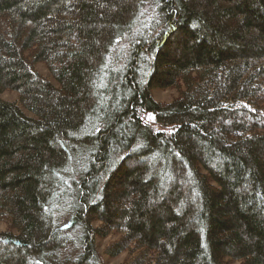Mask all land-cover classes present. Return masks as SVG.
Segmentation results:
<instances>
[{"label":"trees","instance_id":"16d2710c","mask_svg":"<svg viewBox=\"0 0 264 264\" xmlns=\"http://www.w3.org/2000/svg\"><path fill=\"white\" fill-rule=\"evenodd\" d=\"M62 210L77 264H264V0H0V264Z\"/></svg>","mask_w":264,"mask_h":264},{"label":"rangeland","instance_id":"374dc122","mask_svg":"<svg viewBox=\"0 0 264 264\" xmlns=\"http://www.w3.org/2000/svg\"><path fill=\"white\" fill-rule=\"evenodd\" d=\"M36 68L39 69V71L42 72L43 74L47 75V72L42 63L36 64ZM151 95L157 101L168 102L177 95V90L176 89L153 88L151 90ZM1 97L9 101H16L17 93L7 90L1 93ZM149 116H151L152 119H149ZM140 117L145 122L150 124L153 128L164 129V127L159 126L157 122L155 121V116L153 112L148 111V110H141ZM57 215H58L57 217L58 227H60L61 231L65 233L68 239H67V243L65 244V246L56 253L57 254L56 262L54 264H77L75 263V260L77 259V256L80 254L82 250V247H81L82 246L81 244L82 230H81L80 224L72 223L71 215L68 213V211H65V210L59 211ZM6 228H7V225L4 222L0 221V231L5 230ZM115 238L116 236L114 235H110V236L102 237V238L95 237L94 239L95 247H94L93 253H91L90 256L87 257L86 260L81 264H118L120 263L123 257L125 256V253H121L120 255L116 257H110L104 253L106 244Z\"/></svg>","mask_w":264,"mask_h":264},{"label":"snow or ice","instance_id":"6c2138e0","mask_svg":"<svg viewBox=\"0 0 264 264\" xmlns=\"http://www.w3.org/2000/svg\"><path fill=\"white\" fill-rule=\"evenodd\" d=\"M149 119H152V117L151 116H149ZM171 131V130H170ZM138 147H139V145H138Z\"/></svg>","mask_w":264,"mask_h":264},{"label":"bare ground","instance_id":"6f19581e","mask_svg":"<svg viewBox=\"0 0 264 264\" xmlns=\"http://www.w3.org/2000/svg\"><path fill=\"white\" fill-rule=\"evenodd\" d=\"M155 10V9H154ZM153 14H155V13H153Z\"/></svg>","mask_w":264,"mask_h":264}]
</instances>
